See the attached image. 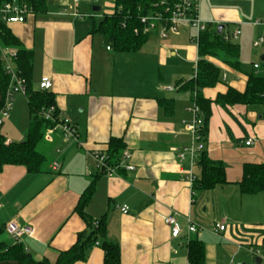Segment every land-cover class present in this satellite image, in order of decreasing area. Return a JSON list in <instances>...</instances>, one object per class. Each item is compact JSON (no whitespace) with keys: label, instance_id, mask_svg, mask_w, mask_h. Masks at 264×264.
<instances>
[{"label":"crops","instance_id":"1","mask_svg":"<svg viewBox=\"0 0 264 264\" xmlns=\"http://www.w3.org/2000/svg\"><path fill=\"white\" fill-rule=\"evenodd\" d=\"M198 4L202 20L228 26L231 18L222 11L212 15L206 0ZM114 5V0H47L45 11L10 24L23 46L33 51L37 89L43 76L51 78L48 91L61 118L75 126L77 139L66 141L58 129L51 140L44 135L40 145L47 162L40 173L4 167L0 227L5 230L10 221L31 226L35 237L24 241L25 248L35 259L55 262L78 234L90 231L75 209L93 183L86 214L94 224L105 217L106 238L119 245L121 264H189L188 244L195 239L204 243L205 264L261 263L264 191L243 194L238 182L246 163H264V106L212 104L201 143L212 160L225 165L227 183L211 190L194 188L189 174L198 179L200 166H192L189 155L182 161L178 152L192 145L194 92L183 84L194 77H189V65L199 57L196 30L181 24L167 38L154 30L140 50L115 51L94 30ZM213 24L208 25L212 31ZM216 63L238 73L241 81L226 83L225 72V81L203 90L206 97L215 99L229 86L245 90L249 74ZM198 120L201 126L206 123L201 111ZM27 130L7 119L0 126L8 142L25 140ZM112 138L122 139L124 146L111 155ZM249 139L254 144L246 145ZM94 152L110 154L115 173L100 172ZM122 206H127L126 213ZM173 214L181 228L177 237L165 221ZM190 222L196 231L189 232ZM215 222L225 229L216 232ZM102 243L99 238L74 264H103Z\"/></svg>","mask_w":264,"mask_h":264},{"label":"trees","instance_id":"2","mask_svg":"<svg viewBox=\"0 0 264 264\" xmlns=\"http://www.w3.org/2000/svg\"><path fill=\"white\" fill-rule=\"evenodd\" d=\"M9 0H0L1 6ZM32 5L35 13L46 10L47 0H26ZM175 0H114L112 12L104 14L103 19L94 30L106 37L107 43L115 51L134 52L148 40L150 32H145L142 16L163 11L166 5H172ZM137 29L138 32H135ZM0 45L18 49L15 59L17 70L26 79V96L30 107V123L27 136L23 141L7 142L0 132V173L7 165L24 167L30 173H40L45 170L47 158L39 149L44 135L57 126L59 110L56 107L54 120H47L42 112L55 105L54 96L49 91L32 87L33 80V51L25 48L19 37L11 30L10 24L0 19ZM199 60L196 76L183 84L194 92V99L204 115L205 124L201 126V135L207 134V123L212 115V104L223 106L242 104L247 106H264V75H248L244 91L229 86L224 93H218L215 99L206 97L205 88L215 87L222 82V69L216 63L220 61L235 70H241L239 46L234 42H226L218 30L209 28L200 34ZM10 83V77L5 73L0 60V109L5 100V94ZM124 146L122 139L112 138L110 141L111 155ZM109 154V155H110ZM110 155V157H111ZM198 165L200 177L195 181L194 188L211 190L218 185L227 183L226 168L220 161H214L207 151H202ZM243 194L252 195L264 191V163L250 162L243 166V176L238 182ZM93 183L82 194L76 212L87 222L89 232L78 234L76 242L66 250H61L55 262L47 257L35 259L25 248L24 244L16 243L6 229L0 227V264H74L84 259L86 249L103 238V264H121L120 247L117 243L106 238L105 217L95 222L86 214V206L93 196ZM189 264H205L204 243L195 239L188 244Z\"/></svg>","mask_w":264,"mask_h":264},{"label":"built area","instance_id":"3","mask_svg":"<svg viewBox=\"0 0 264 264\" xmlns=\"http://www.w3.org/2000/svg\"><path fill=\"white\" fill-rule=\"evenodd\" d=\"M74 3L78 0H68ZM199 0H175L172 5H166L163 11H156L153 14H148L142 16L141 21L145 24V32H151L154 30L159 31V35L162 38H167L170 33H176L181 24L191 25L196 30L194 36V42L197 50L199 49V38L200 34L208 29V25L213 24L214 22H205L200 17V7L198 4ZM34 13L32 5H30L26 0H9L5 2L0 8V19L8 24L16 22H24L27 19V16ZM76 15H80L79 11L75 10ZM242 22L237 23V28L233 31H226V25L221 31L222 39L226 42H233L234 38L239 37L242 34L240 26ZM248 24L256 28L257 32L253 39V46L258 50H263L261 55L260 62L253 63V69L256 71L255 75L264 74L260 73V70L264 68V18L253 19ZM218 27L220 24H214ZM135 32H138L137 29ZM110 48V46L108 47ZM18 49L14 47L1 46L0 45V60L3 63L5 73L10 77V83L5 94V100L2 108L0 109V126L4 122V119L7 118L8 112L13 105V100L15 95L18 93H24L26 95V79L21 75L20 71L17 70L15 59L17 58ZM199 54V53H198ZM199 57L196 62V69L194 77L197 73ZM254 74V73H253ZM222 80H226V74L222 75ZM53 82L49 76H43L40 81V89L48 91L52 88ZM56 110V105H52L49 108L45 109L42 112V115L47 120H54ZM192 113L194 114V120L192 125L189 127L191 132L192 145L185 150H180L178 152L179 158L183 161L187 158V155L190 156L192 166L198 164L199 157L203 151V144L201 143V125H199V114L200 107L194 100V105L191 108ZM58 124L55 128L50 129L45 137L47 139H52L51 133L58 129L62 132V135L66 141L76 140L77 139V130L74 125H72L69 120H63L58 115ZM8 142V140H7ZM254 144V140L249 139L246 141V145ZM125 158L129 159L131 155L129 152H124ZM92 157L96 163V167L100 172L113 174L115 173V166L112 164L110 156L103 152H94ZM54 166H59V162H55ZM128 169H133L132 165L127 166ZM189 180L194 183L197 178L190 172ZM121 211L126 213L128 211L127 206H122ZM166 223L172 228V236L177 237L181 233V228L176 220L175 214L169 215L165 218ZM7 234L15 240L16 243H24L27 238H34L35 232L31 226L21 225L16 221H10L6 224ZM225 225L219 222H215L214 230L216 232L223 231ZM189 232H194L197 230L196 225L192 222L188 226ZM261 263L253 264H264V249L261 252L260 256Z\"/></svg>","mask_w":264,"mask_h":264},{"label":"rangeland","instance_id":"4","mask_svg":"<svg viewBox=\"0 0 264 264\" xmlns=\"http://www.w3.org/2000/svg\"><path fill=\"white\" fill-rule=\"evenodd\" d=\"M205 0H199L200 4H203ZM205 5V4H204ZM222 11L221 14H225L231 18L226 27V31H233L236 29L234 22L239 21L243 24L240 26L242 34L233 39V42L239 46L240 49V65L244 74H256L253 69L254 62L261 61V55L263 50H258L253 46V39L256 34V28L248 24L253 19L264 18V0H206V10L210 14H214V10ZM211 29L216 30L217 26L212 25ZM196 69V64L189 65L190 76L192 77ZM227 73L228 80L226 83H232L235 81H241L238 77V73L231 70H222L221 73ZM261 74H264V68L260 70ZM192 75V76H191ZM38 83L33 80L32 87L37 89ZM40 86V85H39ZM30 107L28 104L27 96L24 93H18L15 95L13 105L8 112L7 120L14 127H21L28 129L30 123ZM39 149L45 153L43 145L39 146Z\"/></svg>","mask_w":264,"mask_h":264},{"label":"water","instance_id":"5","mask_svg":"<svg viewBox=\"0 0 264 264\" xmlns=\"http://www.w3.org/2000/svg\"><path fill=\"white\" fill-rule=\"evenodd\" d=\"M224 24H220L218 27V32L221 33L222 29L224 28ZM256 262H260V260H256Z\"/></svg>","mask_w":264,"mask_h":264}]
</instances>
